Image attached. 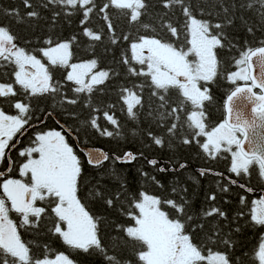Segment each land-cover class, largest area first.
Listing matches in <instances>:
<instances>
[{
	"label": "snow or ice",
	"instance_id": "1",
	"mask_svg": "<svg viewBox=\"0 0 264 264\" xmlns=\"http://www.w3.org/2000/svg\"><path fill=\"white\" fill-rule=\"evenodd\" d=\"M22 3L28 9L29 21L44 19L41 9L51 12L53 25L62 15L67 19L82 14L80 25L82 35L89 41L88 50L103 44L105 35L110 45H117L122 39L129 42V48L116 61L117 65L124 66L123 72L116 67L99 68L96 58L73 62L74 46L78 43L76 35L64 40L49 36L43 41L45 46L29 51L20 46L19 37L9 25L0 24V68L14 69V84L0 83V97H19L9 100L17 110L16 115L0 110V161L8 157V172L13 170L14 163L8 152L15 144L10 142L17 133L23 135L22 130L27 131L25 125L32 126L30 122L38 108L35 102L39 98L56 100L60 97L61 105H80L88 111V116L81 121L86 133L94 130L104 137L122 138L125 124L116 115L119 106L126 119L137 125L131 129L134 137L145 131L139 128L141 118L147 122L146 136L151 144L145 146L154 144L171 149L174 144H196L207 158L221 159L226 158L224 154H230L228 171L235 176L251 175L250 170L256 165L259 178L264 180V39L259 40L258 46L241 50L238 58L232 57L237 71L229 72L217 52V49L237 47L230 40L224 43L227 27L237 19L250 34L257 28L264 31V0H214L207 10L199 9L202 16H218L222 22L216 23L198 18L192 0H156V3L152 0H102L99 3L98 0H36L35 4L32 0H22ZM157 7L160 11H155ZM246 11L252 12L257 22L245 18ZM114 13L115 18L134 26L136 32L143 30L151 35H118L113 23ZM0 14L15 17L17 23L26 22L17 9H2ZM94 15L104 21L107 32L103 26L98 29L86 26ZM145 17L152 22H145ZM254 66L260 69L259 76L252 74ZM53 68L67 70L63 81L70 82L69 88L54 77L50 70ZM221 76L233 85L237 81H244V85L236 86L227 95L228 118L217 126L210 123L207 105L214 99L209 85ZM117 78H122V82ZM256 89L259 92L254 91ZM171 90H175V97ZM97 94L114 95L115 102L94 103ZM65 113L73 119L79 118L74 111L65 109ZM181 113L185 114L183 120ZM100 114L113 126L112 130L101 126ZM153 126L159 131H153ZM60 127V131H37L30 146L19 152L20 157H26L20 164L19 176L26 179H4L5 173L0 171V264H78L63 252L52 256V249L46 244L41 250L36 240L22 239L20 229L35 236L50 233L72 250L98 256L102 264H242L239 257L233 258L234 241L220 223L228 222L227 213L212 205L202 210L199 217L190 214L189 201L183 195L187 188L179 185L171 189L178 199L161 198L145 191L127 193L124 184H121L122 191L113 194L115 200L112 195L105 199L98 189L89 191V196L104 199L108 207L119 203L123 214L132 222L127 226L117 224V234L106 239L100 219L90 215L78 196L81 160L62 134L74 135L80 129L64 124ZM83 151L88 164L97 168L110 159L131 163L144 155L126 151L122 156L110 157L103 150ZM159 163L156 159L148 160L152 167ZM187 167V163L181 162L168 168L159 166L157 170L178 172ZM141 174L148 177L146 172ZM199 174H213L227 179L230 185L237 184L235 179L212 169L201 168ZM149 178L163 187L154 176ZM217 187L221 192L229 191L228 185L221 186L219 181ZM238 187L253 191L245 184ZM124 193L127 195L121 199ZM206 199L215 201L217 197L211 194ZM245 203L241 196L240 204ZM126 204L129 207L124 210ZM165 206L172 213L164 210ZM10 212L20 217L19 224L10 218ZM244 214L237 212L233 220ZM213 217L215 219H211ZM250 219L256 226H264V197L252 201ZM240 230L239 227L234 229ZM124 252H130L135 259H123ZM252 259L264 264V235Z\"/></svg>",
	"mask_w": 264,
	"mask_h": 264
},
{
	"label": "trees",
	"instance_id": "2",
	"mask_svg": "<svg viewBox=\"0 0 264 264\" xmlns=\"http://www.w3.org/2000/svg\"><path fill=\"white\" fill-rule=\"evenodd\" d=\"M35 4L36 0H32ZM102 0H98V3ZM156 3V0H152ZM214 2V0H192L194 5V12L200 19H206L212 23L222 22L218 16L215 15H201L199 9H208L209 5ZM2 9H17L19 15L26 21L23 23H17L15 17L4 16L0 14V24L9 25L12 31L19 37L18 43L20 46L24 47L26 50L34 51L35 49L45 46L43 41L51 36L54 40H64L70 38L73 35L78 37V43L74 46V59L73 62H80L90 58L98 59L99 68H110L116 67L118 71L123 72L124 66L117 65L121 57L122 52L128 50L129 42L123 41L122 39L117 43V45H110L108 43V37L105 35L104 43L97 44L94 50H88V39L82 35V28L80 25V20L82 19V14H76L67 19L62 15L57 18V23L52 24L51 12L48 10L41 9L44 19L39 21H29L26 17L28 9L24 7L22 0H0V10ZM155 11H160L157 7ZM216 11H219L217 7ZM113 23L116 26V31L118 35H124L131 33L132 35H151L150 32H136L134 26H129L127 22L120 18H115L114 13ZM240 13L237 12V16ZM245 18L250 19L253 22L256 21V16L250 12L246 11L243 13ZM179 17V12H177ZM145 22H152L148 17H145ZM182 20V17H180ZM94 29H98L103 26L104 31L107 32V27L100 16L94 15L89 22V25ZM225 34L227 43L230 40L233 44L237 45L235 48H224L217 49L218 58L224 59L228 65V71L239 70L232 61V57L238 58L239 52L241 50H247L248 46H258L259 40L264 39V31L257 28L254 33L250 34L247 31V27L244 26L239 19L234 21V24L228 26ZM168 37L165 36V39ZM247 42V43H246ZM107 49V50H106ZM130 56V51L128 52ZM47 63L46 60L43 61ZM54 77L65 83V88H69L70 82L63 81V76L67 70L61 68L50 69ZM14 69L11 67L0 68V83H10L14 79L13 75ZM122 82V78H117ZM244 82L237 81L236 85L227 81L223 76L219 77L214 84H210V94L213 96V102L207 105V115L212 125H217L224 121V105L227 95L238 85ZM203 84V82H201ZM111 91H114L112 89ZM67 95L71 96V92H67ZM171 94L175 97V90H171ZM60 97L56 100L51 98H39L37 111L46 113L47 111L52 112L64 125L73 128L74 130L79 128L80 131L75 135L77 144L79 147H96L101 148L109 154H115L117 156H122L126 151H132L134 153L143 152L144 155L131 163H121L110 159L105 161L101 167L90 166L85 157L82 148L75 147V152L78 158L81 160L82 174L81 180L79 181L78 196L82 199V202L86 204V210L89 211L90 215L98 217L102 225V234L106 239L113 235H116L115 226L117 224L129 225L132 222L128 219L126 215L123 214L121 206L119 203H115L113 207H108L104 202V199L100 197L89 196V191L95 189L100 190L104 194L106 199L109 195L115 200L114 193L117 191H122L121 184H124L127 189V193L138 194L140 191H145L149 194L159 196L161 198H177L175 193H172L171 189L176 186H182L187 188V192L183 195L188 199L189 205L188 210L190 214L199 217L202 210H206L212 205H216L224 210L228 215V222L220 221L221 226L225 233H230L231 238L234 241V248L231 250L233 258L239 257L242 264H258V261L252 259L254 252L258 249L260 242V237L264 234V226H256L250 219V212L248 207V202L245 205L240 204V198L243 196L245 198L246 193L243 188L236 185L228 184L227 179H223L219 176L213 174H207L205 176H200L199 169H212L218 172H224L228 176L233 175L228 171L230 167V154H224L226 158L221 159H211L207 158L202 150L196 145L192 144L190 146H182L174 144L173 148L158 147L152 144L150 147L145 146L151 144L150 140L146 136V130L148 128L147 122H143L139 125L141 131L139 135L133 136L131 134V129L136 128L137 125L128 121L126 117L119 111V106L116 109V115L125 124L124 136L122 138H108L101 136L94 130H88L86 133L85 127L81 124V121L88 116V111L83 110L80 105L68 106L61 105L59 103ZM103 102L104 105L108 103L115 102V96H109L104 94H97L94 103ZM207 104V102H206ZM43 109V111H40ZM65 109L74 111L77 113L78 119H73L68 117L65 113ZM181 119H185V114L181 113ZM102 127H107L109 130L113 129V126L108 124L106 120L103 119L102 114H100V119L98 121ZM45 127V126H44ZM43 127V128H44ZM57 126H55L56 128ZM153 131H159L155 126L152 127ZM79 137V140L77 139ZM203 140V138H201ZM149 159H156L160 163L157 167L163 166L168 168L172 165H178V163H187L188 167L186 169L180 170L178 172L168 171L159 172L157 167H152L148 164ZM148 173V177L143 176L141 173ZM154 176L163 187L157 185L149 177ZM232 178V177H231ZM236 178L238 181L239 179ZM217 181L220 182L221 186L228 185V192H221L217 187ZM239 182V181H238ZM243 182V181H241ZM244 184V183H242ZM124 193L121 199L125 198ZM215 194L217 199L215 201H209L206 199L207 196ZM227 200V203L225 201ZM129 205H124L123 209L126 210ZM164 210L172 213V210L165 206ZM243 211L245 214L242 217L236 216L237 212ZM215 219V217L211 218ZM17 219L15 222L19 224ZM225 223L227 226L225 227ZM236 227L241 230L239 232L234 231ZM22 234V239L24 240H36L41 245V250H43V245H48L52 249L51 255L54 256L58 252H63L74 262L78 264H102L101 259L98 256H87L78 250H72L68 246L64 245L62 240L56 236H52L50 233L41 234L40 236H35L32 232H26L24 229H20ZM46 233V229H45ZM199 242V240H197ZM35 250V245L33 246ZM223 250V246H221ZM122 258L135 259L130 252H124Z\"/></svg>",
	"mask_w": 264,
	"mask_h": 264
},
{
	"label": "flooded vegetation",
	"instance_id": "3",
	"mask_svg": "<svg viewBox=\"0 0 264 264\" xmlns=\"http://www.w3.org/2000/svg\"><path fill=\"white\" fill-rule=\"evenodd\" d=\"M10 83L14 84V79ZM14 87L17 89L19 88L18 85H14ZM18 98L19 97L17 98L0 97V110L5 111V113L9 115H16L17 110L14 108L13 104L9 102V100L18 99ZM35 103L38 104V102H35ZM48 112L50 111H47L46 113H42L36 110L33 113V120L30 122L32 126L30 127L29 125H25V128L27 129V131L22 130L23 135H21V133H17L16 136L13 138V140L10 142V144H15V148H12L10 152L6 150V152H8V155L11 157V160L14 162L12 164L13 170L11 172L7 171L8 166H9V159L6 156V158L3 161H0V171L5 173L4 179H7V178L26 179V178H22L19 176L20 164L26 160V157L19 156V152L22 149H25L26 147L30 146V143L34 139L35 133L37 131H48V130L60 131L61 130L60 125L64 123L61 122L52 112H51L52 115L48 116L47 115ZM39 121H43V123H40ZM57 121H59L60 123H57ZM55 126L57 127L55 128ZM62 134L66 136L67 142L73 147L74 150H75V147L79 148V144H77L75 135L73 136L68 135L66 132H63ZM257 168L258 166L254 165L253 168L250 170L251 175L246 176V177L245 176L237 177L234 174L233 175L230 174V176H228L227 174L222 172L228 177H232V178L237 177L240 183H244L247 187H250L253 189V191L251 192H248L246 191V189H244L246 193L245 199L248 202L249 212L252 206V201L258 200L261 197H264V180H261L259 178ZM233 179L236 180V178H233ZM0 192H2V190H0ZM9 206H10V202H9ZM10 218H12L14 221H16L17 219H20V217L14 212H10Z\"/></svg>",
	"mask_w": 264,
	"mask_h": 264
},
{
	"label": "water",
	"instance_id": "4",
	"mask_svg": "<svg viewBox=\"0 0 264 264\" xmlns=\"http://www.w3.org/2000/svg\"><path fill=\"white\" fill-rule=\"evenodd\" d=\"M252 74L253 75H256V76H259V74H260V69H259V67L258 66H254V68H253V70H252ZM250 83V82H249ZM244 85V83H242V84H240L239 86H243ZM254 91H257V92H259V90L258 89H256V90H254ZM230 94V93H229ZM226 100H227V98H226ZM226 100H225V102H226ZM228 118V116H227V112H226V109H225V105H224V120H226ZM73 136V135H72ZM247 147V146H246ZM79 148H82V150L83 149H88V150H103V149H101V148H96V147H79ZM104 151V150H103ZM106 152V151H105ZM108 153V152H107ZM85 154V153H84ZM110 155V157L113 155V154H109ZM86 157V156H85ZM87 159V158H86ZM118 162V161H117ZM214 171V170H213ZM214 172H218V171H214ZM224 176L225 177H228L227 175H225L224 174ZM231 178V177H230ZM231 179H233V178H231ZM237 181V180H236ZM237 184L239 185V184H242V183H240V182H238L237 181Z\"/></svg>",
	"mask_w": 264,
	"mask_h": 264
},
{
	"label": "rangeland",
	"instance_id": "5",
	"mask_svg": "<svg viewBox=\"0 0 264 264\" xmlns=\"http://www.w3.org/2000/svg\"><path fill=\"white\" fill-rule=\"evenodd\" d=\"M240 82H244V81H240Z\"/></svg>",
	"mask_w": 264,
	"mask_h": 264
}]
</instances>
